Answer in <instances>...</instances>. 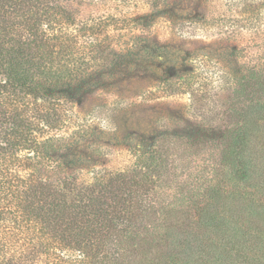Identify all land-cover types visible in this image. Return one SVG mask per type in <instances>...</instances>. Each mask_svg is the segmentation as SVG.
I'll return each instance as SVG.
<instances>
[{"label": "trees", "instance_id": "16d2710c", "mask_svg": "<svg viewBox=\"0 0 264 264\" xmlns=\"http://www.w3.org/2000/svg\"><path fill=\"white\" fill-rule=\"evenodd\" d=\"M167 2L0 0V264H122L143 251L147 226L134 216L159 220L147 191L162 156L144 152V173L131 179L119 172L82 184L58 162L67 143L54 132L75 123L62 113L65 87L110 57L114 34L134 36ZM251 25L263 28L264 14ZM240 91L237 113L259 108L264 72H251ZM243 119L217 134L231 182L171 223L163 264H264V106Z\"/></svg>", "mask_w": 264, "mask_h": 264}, {"label": "rangeland", "instance_id": "374dc122", "mask_svg": "<svg viewBox=\"0 0 264 264\" xmlns=\"http://www.w3.org/2000/svg\"><path fill=\"white\" fill-rule=\"evenodd\" d=\"M149 14L147 27L134 36L114 34L110 57L65 87L62 113L75 123L54 132L67 143L57 149L58 162L82 184L119 172L131 179L135 170L144 173V152L162 156L147 191L151 218L159 220L134 216L135 225L147 226L143 251L122 264L167 263L158 248L172 244L171 223L208 203L213 187L231 182L217 134L227 136L264 106L262 99L259 108L237 113L243 81L264 72V27L250 26L264 14V0H168Z\"/></svg>", "mask_w": 264, "mask_h": 264}]
</instances>
